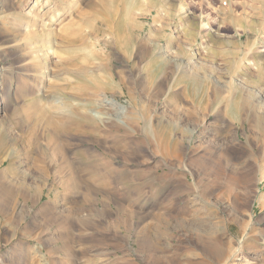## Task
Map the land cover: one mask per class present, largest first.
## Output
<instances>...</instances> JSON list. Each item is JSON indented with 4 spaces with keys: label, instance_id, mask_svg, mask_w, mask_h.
Wrapping results in <instances>:
<instances>
[{
    "label": "rangeland",
    "instance_id": "374dc122",
    "mask_svg": "<svg viewBox=\"0 0 264 264\" xmlns=\"http://www.w3.org/2000/svg\"><path fill=\"white\" fill-rule=\"evenodd\" d=\"M0 264H264V0H0Z\"/></svg>",
    "mask_w": 264,
    "mask_h": 264
},
{
    "label": "bare ground",
    "instance_id": "6f19581e",
    "mask_svg": "<svg viewBox=\"0 0 264 264\" xmlns=\"http://www.w3.org/2000/svg\"><path fill=\"white\" fill-rule=\"evenodd\" d=\"M4 187H6V185H5ZM7 187H8V186H7ZM10 188H11V187H10ZM158 219H159V218H158ZM160 219H161V218H160ZM153 222H154V221H153ZM200 234H201V232H200ZM203 235H204V234H203ZM199 236H200V235H199ZM204 237H206V236H204ZM150 238H151V236H150ZM208 238H209V237H208ZM208 238H207V239H208ZM147 239H148V238H147ZM147 239H146V240H147ZM151 239H152V238H151ZM203 239H206V238H203ZM204 241H205V240H204ZM204 241H203V243H204ZM208 241H209V240H208ZM210 241H211V240H210ZM149 242H150V241H149ZM213 242H214V241H213ZM150 243H151V242H150ZM205 243H207V242H205ZM211 243H212V241H211ZM215 243H216V242H214V245H215ZM148 244H149V243H148ZM207 244H208V243H207ZM209 244H210V243H209ZM216 244H217V243H216ZM197 245H198V244H197ZM200 245H201V244H200ZM203 245H204V244H202V246H203ZM205 245H206V244H205ZM205 245H204V246H205ZM210 245H211V244H210ZM212 245H213V244H212ZM214 245H213V246H214ZM146 246H147V245H146ZM208 246H209V245H208ZM208 246L206 247L207 249H208ZM216 246H217V245H216ZM220 246H221V245H220ZM221 247H222V246H221ZM148 248H149V247H148ZM150 248H151V247H150ZM216 249H217V248H216ZM219 249H222V248H219ZM213 251H215V250H213ZM213 251H212V253H213ZM216 252H217V251H216ZM221 252H222V251H221ZM221 252H219V253H221ZM208 253H209V252H208ZM210 253H211V251H210ZM222 254H224V253H222ZM213 255H214V254H213ZM220 255H221V254H220ZM220 258H221V256H220Z\"/></svg>",
    "mask_w": 264,
    "mask_h": 264
}]
</instances>
